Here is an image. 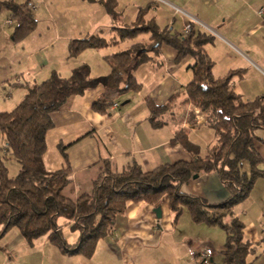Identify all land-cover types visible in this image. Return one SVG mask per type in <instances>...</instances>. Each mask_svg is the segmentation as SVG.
<instances>
[{
  "label": "crops",
  "instance_id": "obj_1",
  "mask_svg": "<svg viewBox=\"0 0 264 264\" xmlns=\"http://www.w3.org/2000/svg\"><path fill=\"white\" fill-rule=\"evenodd\" d=\"M103 1L0 0V3L28 2L36 20L33 30L16 41L13 37L15 24L6 23L11 9L0 5V111L12 110L22 99L25 89L21 84H39L53 71L60 77H68L74 67L85 63L90 67L91 77L108 75L107 56L126 50L134 43H149L150 34L146 39L140 37L146 33H141L117 44L88 48L70 59L67 58L68 43L74 38L96 34L107 41H116L117 28L133 27L139 9H144L145 21L153 20L160 29L180 33L188 19L176 14L172 6L195 17L215 33L212 42L204 46L214 62L212 74L215 78L237 70L231 83L244 100L264 94V16L257 14L258 9L264 7V0H164L172 6L157 0H115L116 6L121 3L125 4L124 8L126 4L131 6L126 19L130 24L124 27H118L121 23L116 21L117 7L114 13H109ZM77 6L82 9L79 18L83 25L75 28L72 27L73 8ZM197 29L204 30L193 25V30ZM124 41L129 42L127 48L114 52L108 49ZM223 54L226 65L219 69L218 60ZM148 56L150 59L133 71L140 85L139 90L134 91L137 92L135 98L123 94L129 101L120 105L115 100L121 94L111 96L106 112L99 113L94 110L93 103L106 92L104 85L99 83L83 94L72 95L52 113L53 126L46 133L42 160L49 172L69 168V182L62 195L70 201L76 202L81 195H91L95 182L106 168L110 172H120L136 162L144 171H150L159 165L192 160V154L184 147L171 142L180 130H185L189 140L198 146L200 155H205L213 144L214 132L207 126L204 115L192 104H182L184 87L192 79L189 66L194 59L188 56L176 61L175 50L164 44ZM101 61L105 65L103 68L99 65ZM94 62L101 68L99 72L92 69ZM177 92L182 93L171 110L160 117L164 124L152 127L147 100L163 104ZM196 175L180 186L182 193L200 196L212 203L227 197L215 173ZM203 184L213 189L210 195L204 192ZM160 202L158 206L144 201L126 202L123 213L115 218L112 235L100 239L89 258L63 254L49 242L47 235L29 244L19 231L12 230L10 236L5 233L0 239V264H200L192 256L185 262L186 236L174 238L178 219L174 221V213L169 214L167 202L164 207ZM156 207L161 209L160 217L153 211ZM72 224L73 220L65 217L57 219L68 245H74L79 239V232L71 229ZM213 258L214 254L209 264Z\"/></svg>",
  "mask_w": 264,
  "mask_h": 264
},
{
  "label": "trees",
  "instance_id": "obj_2",
  "mask_svg": "<svg viewBox=\"0 0 264 264\" xmlns=\"http://www.w3.org/2000/svg\"><path fill=\"white\" fill-rule=\"evenodd\" d=\"M103 4L109 13H114L115 0H105ZM0 5L11 9L16 41L33 30L36 20L28 2H1ZM143 16L144 9H139L133 27L117 28L116 41H107L99 35L69 41L68 59L88 48H102L149 33V43H134L106 57L110 66L108 75L91 77L90 67L85 63L74 67L68 77H60L53 71L39 84H21L25 89L22 99L12 110L0 111V239L15 227L29 244L47 235L49 242L63 254L89 258L97 242L112 235L115 218L123 213L126 202L144 201L158 206L165 197L174 213V221L186 208L193 222L219 225L223 229L222 264H253L257 258L256 244L245 238V225L233 213V206L244 200L255 180L264 175V168L261 169L264 167V138L257 134L258 130L264 131V94L244 100L231 83L237 70L221 78L213 76L214 62L204 49L213 40L209 33L197 29L183 36L168 28L160 29L153 20L145 21ZM162 44L175 50L176 61L188 56L194 59L189 66L192 79L184 87L182 104L190 103L204 115L207 126L214 132L213 144L205 155H200L198 146L189 140L186 131L180 130L171 142L184 147L192 154V160L159 165L150 171H144L136 162L120 172L106 168L95 182L91 195L70 201L62 195L69 182V168L49 172L42 160L46 133L53 126L52 113L72 95L83 94L99 83L106 92L93 103V108L105 113L111 96L139 90L133 71L150 59L148 54L157 52ZM180 93L173 94L163 104L147 100L152 127L164 124L160 117L171 110ZM9 157L15 158L19 165L11 178L5 164ZM243 161L249 165L248 172L241 170ZM199 173H215L227 197L210 203L203 197L182 193L180 186ZM58 217L73 220L71 229L79 232L74 245L64 241L57 225Z\"/></svg>",
  "mask_w": 264,
  "mask_h": 264
},
{
  "label": "rangeland",
  "instance_id": "obj_3",
  "mask_svg": "<svg viewBox=\"0 0 264 264\" xmlns=\"http://www.w3.org/2000/svg\"><path fill=\"white\" fill-rule=\"evenodd\" d=\"M124 1L127 2V0H124ZM124 5L125 4L123 3L118 4L117 6L115 5V7H117L115 11L117 10L119 12V14L116 17V21L119 20L121 23L119 24L118 27H124L126 26L124 24H127V23L130 24L128 20L126 19L130 15L129 13L131 10L130 9L131 6L129 4H126L127 7L124 8L123 7ZM73 10H74V14H73V20H72V27L77 28L80 26V24L83 25L82 21L79 18V14L82 9L81 7L77 6V7H74ZM93 13H95V11ZM12 23L15 24L14 22ZM179 32L180 34H183L182 29L179 30ZM147 36H148V33L140 35V37L144 39H146ZM128 45H129V42L124 41L120 43L118 47H108V49L110 48V51L114 52L117 50H123L127 48ZM103 51L104 53H106L105 49H103ZM220 52L222 53V51ZM224 55L225 54H223V56L220 57V59L218 60L219 69L222 66L226 65V61H225L226 57H224ZM97 65L98 64L94 62V66H92V69L97 70L98 72L101 70V68H103L102 66H105L102 63V61L101 63H99L101 68L97 67ZM120 94L121 95L117 97L115 101H117L121 105L123 103H126L128 100V98L126 96H123V94H131V96L135 98L136 97L135 94H137V92L129 91L128 93L122 92ZM257 134L264 138V131L258 130ZM1 145L2 143L0 142V146ZM5 164L8 169V177L10 178L14 177L19 169V165L16 162L15 158L9 157L8 159H6ZM263 168L264 167L261 166V169ZM241 170L248 172L249 165L247 162L245 161L242 162ZM203 189H204V192L207 193V195H210V192L213 191V189L210 186H206V184H203ZM215 194H216L215 192L212 193L213 196ZM166 202L167 201L165 197H163L160 203L164 207ZM213 203H216V202H213ZM233 213L245 225V238L253 242L254 244H256L257 258L253 261V264H264V175L261 177H258L255 180L254 185L250 193L248 194V196L244 200L240 201L239 203L233 206ZM169 214L171 216L173 215L171 211H169ZM164 217H165V213H164L163 219ZM178 222H179L178 223L179 226L176 228L173 234H174V238H176L175 236H179V235L186 236V240L188 241V242L186 241L185 243L186 251L188 249V251L185 253L186 263L188 260L191 259V255L189 251L190 249L193 250L194 253H196L205 247H209L213 250V254H214L213 262H211V264H222L220 252L223 249V244L225 242V233L219 225H207L205 223L193 222L186 208L182 209L181 214L178 217ZM12 230L18 231L17 228L13 227L6 232L9 234L8 236H10L11 233L9 232H11Z\"/></svg>",
  "mask_w": 264,
  "mask_h": 264
},
{
  "label": "built area",
  "instance_id": "obj_4",
  "mask_svg": "<svg viewBox=\"0 0 264 264\" xmlns=\"http://www.w3.org/2000/svg\"><path fill=\"white\" fill-rule=\"evenodd\" d=\"M159 2H163L166 3L164 0H158ZM168 5H171L169 3H166ZM172 6V5H171ZM33 7V6H31ZM174 9V12L178 15H184L186 16V18L188 19L184 29H183V36H186L187 34H189L192 30H193V25H198L199 27H201L202 29H204L205 32L209 33L210 35L215 34L209 27H207L204 23H202L201 21L197 20L195 17L190 16L189 14L183 12L180 8L172 6ZM257 14L260 17L264 16V7H261L258 9ZM7 24L12 23L11 18H8L6 20ZM262 74L264 75V72H262ZM190 254L192 256L193 259H196L199 261L200 264H209V261L211 260V257L213 255V250L209 247L204 248L202 250H200L199 252L194 253L193 250H189Z\"/></svg>",
  "mask_w": 264,
  "mask_h": 264
},
{
  "label": "water",
  "instance_id": "obj_5",
  "mask_svg": "<svg viewBox=\"0 0 264 264\" xmlns=\"http://www.w3.org/2000/svg\"><path fill=\"white\" fill-rule=\"evenodd\" d=\"M197 175H193V178H196ZM154 213L156 214L157 217H160L161 215V211H160V207H156L154 208Z\"/></svg>",
  "mask_w": 264,
  "mask_h": 264
}]
</instances>
